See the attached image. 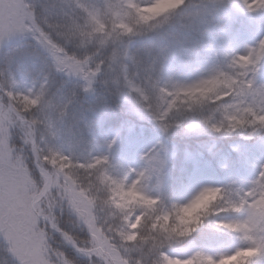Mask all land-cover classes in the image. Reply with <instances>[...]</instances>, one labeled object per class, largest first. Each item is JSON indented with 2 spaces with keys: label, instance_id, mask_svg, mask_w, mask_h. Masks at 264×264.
<instances>
[{
  "label": "clouds",
  "instance_id": "obj_1",
  "mask_svg": "<svg viewBox=\"0 0 264 264\" xmlns=\"http://www.w3.org/2000/svg\"><path fill=\"white\" fill-rule=\"evenodd\" d=\"M0 264H264V0H0Z\"/></svg>",
  "mask_w": 264,
  "mask_h": 264
}]
</instances>
